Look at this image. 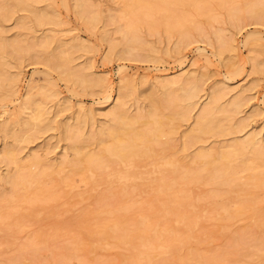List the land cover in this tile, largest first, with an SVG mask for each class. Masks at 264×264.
<instances>
[{"label":"rangeland","instance_id":"1","mask_svg":"<svg viewBox=\"0 0 264 264\" xmlns=\"http://www.w3.org/2000/svg\"><path fill=\"white\" fill-rule=\"evenodd\" d=\"M18 2L0 0V203L4 204L3 199L12 194L5 176L17 172L15 163H25L32 155H37L41 166L38 165L35 170H45L47 165L55 166L64 157L71 160L72 145L81 151L96 152L99 143L94 136L101 127L111 123L107 113L122 85L128 87L124 107L128 113L134 114L138 105L144 111L148 109L147 96H159L158 99H161L163 90L159 82L162 79L187 74L197 77L199 90L195 107L187 120L177 122V130L169 141L172 149L175 147L172 150L174 155L186 156L187 160L203 147L227 146L245 139L251 132H258V137L264 135V72H256L251 59L256 56V60L264 64V10L257 11L254 17H241L240 11L237 16L231 14L232 8L237 10L249 4L255 5L256 9L261 8L264 0H234L233 5L228 2L225 7L211 3L214 17H197V27L193 24L184 26L183 32L187 35L182 36L181 33L182 37L179 32L183 28L166 33L160 27L156 31L140 27L134 35L128 33L120 18V0H28L24 8H19ZM175 9L177 14L191 13L189 7ZM39 15L45 18L38 19ZM185 27H189L190 31L187 32ZM131 35L138 38L130 40ZM1 45L8 46L6 53L1 50ZM216 49L222 53L216 54ZM65 57L69 60L64 62ZM76 70L83 74L85 82L65 79L67 72ZM94 77L100 80L96 85L87 82ZM214 91L218 95L217 104L226 109L238 98L233 110L216 114L224 132L204 136L202 141L183 150L182 135L190 129L207 96ZM79 114L83 115L81 123L76 121ZM67 124L71 126L66 131L63 126ZM91 137L95 141H90ZM161 140L166 141V138L161 137ZM155 147L159 150L161 147H151L158 154L159 150ZM6 149L16 155V162L2 157ZM139 166L142 165L139 163ZM44 170L41 171L47 174ZM68 170L61 173L67 176L72 172V169ZM145 171L140 172L145 176L148 172ZM50 173L47 174L49 177L44 178L43 175L40 182L52 190L61 173L57 175L54 172L53 177ZM135 173L140 176V184L148 183L154 176L151 171L148 172L151 175L145 178ZM70 178L78 189L76 191H80L79 199L74 191L76 196L69 191L71 196L66 199L69 189L60 185L53 189H63L58 191L60 194L57 193L60 197L57 202H52L54 206L52 203L49 207L43 203L33 206L39 212L47 208L53 215L46 216L43 212L38 213V217H25L24 221L21 219L26 224L21 231L0 229V264H144L145 260L142 261L140 255L144 250L139 249L135 259L131 255L136 251L124 242L133 234L138 236L136 231L140 232V229H125L124 232L119 229L117 236H123V239L118 246H114V237L111 240L107 237L109 229H80L74 225L78 224L74 220L80 219L78 215L81 212L94 210L99 201L111 202L115 197L112 201L115 203L116 194L112 192L120 191V185L101 184L94 191L84 185L79 176ZM140 184H133L135 187L132 190L136 192L132 198L148 197V184ZM200 185L192 186L193 196H202L217 189L226 192L227 198L231 199L241 191L240 185L233 188ZM138 186L142 187L139 189L144 187V191L138 192ZM111 187L114 190L109 192ZM99 189V193H95ZM145 191L147 195L143 194ZM72 196L77 200H71ZM258 196L261 199L257 200L258 211L249 209L242 215L222 213L213 218L209 214H201L200 225L204 229H192L191 232L181 229V237L190 236L184 245L169 249L167 254H164L165 251L160 254L155 252L151 257L152 263L148 264L264 263V254L259 256V250L264 248V225L260 224L264 221V192L258 193ZM79 206L81 211L74 210H80ZM125 233L129 236L125 237ZM106 243L110 244L106 246Z\"/></svg>","mask_w":264,"mask_h":264},{"label":"bare ground","instance_id":"2","mask_svg":"<svg viewBox=\"0 0 264 264\" xmlns=\"http://www.w3.org/2000/svg\"><path fill=\"white\" fill-rule=\"evenodd\" d=\"M27 1L19 0L17 6L24 8ZM120 2L122 3L120 18L124 21V28L130 34L135 33L140 27H144L147 31H156L160 27L166 33L173 30L178 32L179 29L181 31L184 26L192 24L197 27V17L204 16L208 19L214 17L212 14L213 9L210 7L211 3H217L218 7H225V4L228 2H231V5L234 4V0H120ZM179 6L189 7L191 13L183 12L182 14H177L175 8ZM262 10H264V5L256 9L255 5L252 4L250 6L249 4L237 10L232 8L231 14L236 15L240 11L241 17H254L258 14L257 11L260 12ZM37 17L38 19L45 18L43 15ZM188 28L187 32L190 31ZM183 31H185L184 28L182 32H179L180 34L178 33L180 37L187 35ZM133 35H131L130 40L138 38ZM126 41L128 42L129 40L126 38ZM10 45L8 43V46ZM8 46L1 45V50L6 53ZM215 53L220 54L222 52L216 49ZM251 59L254 60V70L256 72H264V64L257 61L256 56H252ZM63 60L65 62L69 58L65 57ZM65 79L67 81L75 79V82H85L83 74L78 70L67 72ZM196 79L197 77L188 76V74L174 79H162L159 82L163 90L160 95L161 99H158V95V97L156 96L157 98H154L155 96H147L148 109L144 111L138 105L134 114L128 113L124 107L128 87L126 85L120 86L116 94V101L107 113L111 123L101 127L98 130V134L94 133L97 144L99 143L98 146L96 145V152L94 150H88L91 153L87 150L86 152L84 151L85 149L83 150L80 147L83 150L81 151L75 147L76 145H72L73 157L71 160L68 159L69 157H64L59 164L56 163L55 166H51V164L47 165L50 169L47 167L45 169L48 172L47 174L51 172L50 176L52 177L55 173L58 175L61 172H65L66 169H69L68 171L72 169V172L68 173L67 176L61 173L64 177L66 176L65 178L62 176V179H60L61 175L59 174L60 176L57 177L60 180L57 178L59 182L56 181L58 185L56 186V183L54 184L55 186L53 185V189H56L58 186L60 187V185L64 189H69L66 192V199L71 196L70 192H72V195H75L73 191L76 192L77 198H80V191H76L78 189L73 179L70 178L71 176H79L80 181L84 185L91 187L92 190L101 184L110 186L112 184L113 186L114 183H118L120 191H116L112 187L111 191H109L112 192L114 190L112 193L116 194L115 203H112L115 197L111 199V202H108V200H104V202L98 200L99 204L94 210L81 212L82 215L80 212H78L80 215L76 213L78 217L80 216V219L78 221L74 220L75 223H78L74 225L80 229H109L110 235L106 236L110 237V240L114 237L112 242L115 244L114 246H118L122 242L121 239H123V236H117L119 229H123L122 232L126 231L125 229H140V232L136 231L140 236L133 234L128 237L129 235L125 233V237L127 236L128 238H125L124 242L132 251H136L133 252V255L130 254L135 259L138 257L137 251L139 249L144 250L140 254L143 258L141 259V256H139L142 261L145 260L144 264L146 262L148 264L151 261V257L155 252L160 254L165 251L163 253L167 254L166 251L169 252V249L182 247L190 236L188 234V236L181 237V232H179L181 229L184 232H191L192 229H204L205 227H201L200 225L201 214H209V217L213 218L214 216L219 217L222 213L227 215H242L248 212L249 209L258 211L259 208L256 207V204L261 200L258 193L264 192V135L258 137V132H251L245 139L234 141L227 146L210 147L208 149H204V147L200 148L188 160L186 156H177L174 155L175 151L172 152L175 147L172 149L169 141L177 130H175L177 128L175 125L179 120H187L190 111L195 107V98L198 97L199 90L198 80ZM99 81V79L94 77L87 82L91 85H96ZM168 90H170L169 93H167ZM176 91L179 92L175 93ZM215 93L214 91L207 96V101L202 105L200 112L194 118L192 126L182 135L183 150L202 141L204 136L224 132L223 126L216 114L219 112L227 113L229 110H233L238 104V98H235L228 106L229 108L226 109V107H220L217 104L218 95ZM82 118L83 115L79 114L76 117V121L81 123ZM68 126L71 125L67 124L65 127L63 126V129L67 131ZM94 137H91L89 140L91 141ZM161 137H165L166 141L161 142ZM93 140L95 141V139ZM154 144L161 147L160 150L155 147L159 150L158 154L157 152L155 153L156 150L153 151L151 149V147L155 146ZM11 152L6 149L2 153V157L11 162H16V155ZM142 159L145 161L143 164ZM40 162L41 160L37 155H32L25 163H15L17 168L15 174H9L10 176L8 177L5 176V182L11 185L12 194L8 199H3L4 204L1 202L3 205H0V229H20L21 231L22 226L25 224L23 222L25 217H38V213L42 214L43 212L46 213V216L52 214L51 212L49 213L47 208H42L40 213L38 210V212L35 211L33 207L41 203L48 206L49 203H54L55 200L57 202V199L60 198L58 194L63 190H58V192L57 190L47 188L48 186L45 188L46 184L43 186L44 182H40L43 178L41 180L40 178L43 175L44 178L49 176L44 172L45 176L41 171L44 168L35 170L40 165ZM139 163L142 165L141 167ZM137 167L141 169L139 171L135 170ZM144 167L145 169L142 170ZM150 167L151 170L149 169ZM22 169L23 171H21ZM49 170L51 171L49 172ZM145 170L151 171L154 175L152 176L153 178L150 176L152 179L148 180V183L145 181L146 185L144 182L140 184V176H136L135 173L142 174ZM148 172L145 174L147 176L151 175ZM68 175H70L69 178ZM144 178L143 180H145ZM138 179L139 181L136 182ZM136 183L140 184V186L143 184L147 186L148 184V197H144L143 195L140 199L132 198L136 192L135 189L132 190V187H135L133 184L136 185ZM203 183L217 187L226 185L230 188L240 185L241 191L231 199L227 198L226 192H221L217 189L211 190L202 196H193L191 192L192 186ZM34 185L36 187H33ZM140 186L136 187V189L138 188V192H140L139 190L144 191L145 188L139 189ZM200 186L204 187V185ZM50 188H52V185ZM99 191L100 189L95 193H99ZM146 191L141 193H146L145 195H147ZM202 192L204 193V191ZM202 192L200 191L199 193ZM137 195H140V193H137ZM143 197L145 199H142ZM72 198L73 196L70 197L71 200ZM117 198L119 199L118 201ZM51 205L50 207L54 206ZM74 210L81 211V207L80 210H77V208ZM260 224L264 225V221H261ZM193 232L195 231L193 230ZM109 244L106 243V246ZM262 245L264 246V242H262ZM259 252V256L263 255L264 248H261ZM157 253L156 255L158 256Z\"/></svg>","mask_w":264,"mask_h":264}]
</instances>
